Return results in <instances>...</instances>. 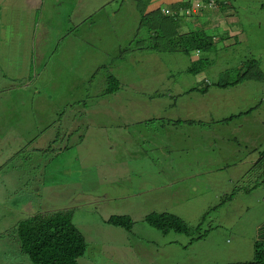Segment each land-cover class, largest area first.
<instances>
[{"label":"rangeland","instance_id":"obj_1","mask_svg":"<svg viewBox=\"0 0 264 264\" xmlns=\"http://www.w3.org/2000/svg\"><path fill=\"white\" fill-rule=\"evenodd\" d=\"M42 1L22 0L27 12L16 14L19 0H0V264L30 261L14 231L19 221L60 209L73 211L88 243L79 264L252 262L264 201L253 203L257 214L247 210V174L253 188L264 167V79L200 91L225 74L234 80L251 59L264 73V0H210L218 2L206 8L188 0L197 17L186 14L180 31H207L217 50L190 55L154 51L141 25L143 10L177 0H47L62 7L42 8L36 19ZM3 19L46 53L35 59L37 77ZM42 55L50 74L40 75ZM204 58L214 63L191 72ZM138 70L146 75L123 89ZM111 79L123 90L99 96L115 88ZM153 214H173L190 229L203 224L194 236L164 235L145 222ZM111 216L135 225L128 232Z\"/></svg>","mask_w":264,"mask_h":264},{"label":"trees","instance_id":"obj_2","mask_svg":"<svg viewBox=\"0 0 264 264\" xmlns=\"http://www.w3.org/2000/svg\"><path fill=\"white\" fill-rule=\"evenodd\" d=\"M151 1L152 0H150V3ZM200 2L202 3V6L205 5L204 8H206L207 5L212 4L210 3V0H200ZM217 2L218 1H215L213 3L216 4ZM195 3L197 5L198 1ZM224 5L226 4L224 3ZM154 7L155 5L152 6V8ZM42 8H47L44 1L41 2V9L34 10V13L38 14L35 17L36 19L39 15L41 19L43 14ZM194 9L195 7L190 1L177 0L174 3H171L168 9L164 11H162L161 7H156L151 11L147 10L146 13L145 10H143L141 25L148 30L151 36L153 35L154 51L169 53L179 52L186 55L192 54L193 51H217L213 36L209 35L207 31L203 29L198 30L196 27L195 30H189L186 33L180 31V27L182 26L181 23L187 19L186 14H190L192 17H197V15H194ZM199 10L203 11V7ZM25 11L24 4H20V6L12 5L11 13L20 14L25 13ZM198 21L199 20L197 19L194 24ZM13 37L16 43L21 42L23 45L22 52H20V54H23L21 59L23 62H27L30 66V77L33 78L36 74V71L33 69L36 57H39V54H44L46 56V53L42 51L40 52L38 46L35 48L36 39L31 34L26 36L23 33L16 31L15 27H13ZM144 49H146L145 46L138 48L139 51ZM36 50H38V52ZM17 55L18 53L14 51L13 57ZM44 55H42V58L45 62ZM213 63V61H210L207 58L198 60L193 62L194 67L190 69V71L195 74L201 73L202 71L205 72L209 69L208 66ZM243 67L244 71H238L237 77L234 80H229V74H225L224 78L212 85H207L206 88L200 92L206 94L208 88L210 89L211 87L225 90L251 80L262 81L264 79V73L260 70L259 61L251 59L247 61ZM142 74L146 75V70L142 71ZM109 82L115 84V88L111 90H103L101 91V94H98L99 96L111 93L114 94L117 91L123 90L119 86L118 79H111ZM196 90L198 89L192 88L187 90V92H184L183 95ZM157 96L158 95H152L148 97ZM249 113H253V109H250ZM231 117L225 118V120L230 119ZM190 121L194 120H189V122ZM261 154L262 157L259 162L262 161L264 163V151ZM21 198L24 199V196L18 197L16 202ZM107 222L115 227L123 228L128 232H131L135 225V222L131 220V218L125 216H111ZM145 222L164 235L173 231L187 236L198 234L203 224L202 223L196 229H190L179 217L173 214H153L147 217ZM15 227L19 237V246L29 257L31 264H79L80 260L88 251V243L83 234L73 224V211L69 209L55 210V212H37L33 217L31 216L25 220L19 221ZM208 232L209 231L204 232V234L193 240H200L207 237ZM254 256V260L247 264H264L263 243L257 244L256 248H254Z\"/></svg>","mask_w":264,"mask_h":264},{"label":"crops","instance_id":"obj_3","mask_svg":"<svg viewBox=\"0 0 264 264\" xmlns=\"http://www.w3.org/2000/svg\"><path fill=\"white\" fill-rule=\"evenodd\" d=\"M44 3H45V5H47V0L46 1H44ZM62 3L63 2H61L60 4H49V5H47V8L48 9H50V8H56V9H60L61 7H62ZM20 4H24L23 2H22V0H19V2H16V3H14V4H12V5H16V6H20ZM9 11V10H8ZM12 11V6H11V8H10V12ZM5 12V11H4ZM6 20H2V28L3 29H5V31H9L11 34H9V38H11L12 36H13V27L12 26H10L9 24H8V22H5ZM74 27V26H73ZM75 28V27H74ZM5 33V32H4ZM6 34V33H5ZM8 37H6L5 36V38H8ZM49 58L50 57H48V58H46L45 57V60H46V63L45 64H42L41 65V73H40V75H44L45 73L46 74H50V73H52V70L51 69H48V66H47V63H48V61H49ZM40 60H42L43 61V58H40ZM58 72V71H57ZM72 72H74V70H72V68H69V74L71 75V73ZM140 73H142V70H138V71H134V73H133V80H131V78H130V76H131V74H129L128 75V77L126 78V79H122L121 81H123V83L124 84H122L123 85V89H124V87L126 86V85H128L129 83H131V85L133 86V85H137L138 84V76L137 75H139ZM78 74V73H77ZM35 76L37 77V75L35 74ZM79 76V75H78ZM120 81V82H121ZM129 82V83H128ZM64 84H66V82L65 81H62V85H64ZM57 85H59V82H58V80L56 79V86ZM0 90H2L1 88H0ZM7 106V105H6ZM134 126V125H133ZM18 136H20L21 137V139H23L24 138V133L22 134H19ZM16 138V136L14 137V139ZM8 140H11L10 138L8 139ZM11 145V144H10ZM1 171V170H0ZM259 175H260V178H259V176L257 177V179L259 178V180H258V182H257V184H256V186H254L253 188H251L252 187V185H253V179H252V177H251V175H250V173L249 174H247V190H246V195H247V197H252V199H253V201H251V202H249L248 203V205H247V210L248 211H250V212H253L254 214H257V210H255V206H254V204L253 203H256V205H260L263 201H264V167H261V170H260V173H259ZM0 178L3 180V178H5V177H3V176H0ZM148 183H150L149 181H147V183L146 184H148ZM251 188V189H250ZM0 190H1V187H0ZM259 190H261V191H259ZM259 191V192H258ZM258 192V193H257ZM1 193H2V191L0 192V195H1ZM9 192H6L5 193V196L8 194ZM255 194V195H254ZM11 195H12V193H11ZM143 195H146L145 194V192L143 193V192H140L139 194H138V196L139 197H141V196H143ZM7 198V197H6ZM13 199V197L11 196L10 197V200H12ZM9 200V201H10ZM264 204V203H263ZM262 204V205H263ZM18 208V207H17ZM20 211L21 212H25V209H21L20 208ZM29 215H32V214H30V213H28ZM259 215H260V213H259ZM258 221H259V219H258ZM2 228H11V226H7L6 224H2V226H1ZM13 229V228H12ZM3 231H6L7 229H2ZM254 238H255V241H256V243H263L264 244V218H263V216L261 215V220H260V223L257 225V227H256V231H255V235H254ZM254 249V248H253ZM21 250V249H20ZM19 264V263H18ZM21 264V263H20ZM23 264H31V262L30 261H25V262H23Z\"/></svg>","mask_w":264,"mask_h":264},{"label":"clouds","instance_id":"obj_4","mask_svg":"<svg viewBox=\"0 0 264 264\" xmlns=\"http://www.w3.org/2000/svg\"><path fill=\"white\" fill-rule=\"evenodd\" d=\"M211 3H213V2H211ZM17 211H19V212H21L18 208H17ZM32 215H29V217H31ZM16 227L14 228V231H15V233L17 234V232H16ZM9 230H13L12 229V227L11 228H8L6 231H9ZM17 237H18V234H17ZM19 238V237H18ZM20 249H21V247H20ZM29 258V257H28ZM30 260V259H29Z\"/></svg>","mask_w":264,"mask_h":264}]
</instances>
